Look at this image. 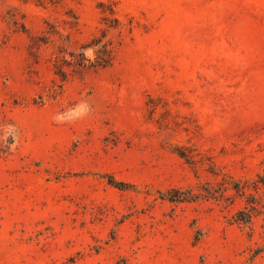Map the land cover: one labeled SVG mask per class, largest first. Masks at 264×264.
<instances>
[{
  "label": "rangeland",
  "instance_id": "rangeland-1",
  "mask_svg": "<svg viewBox=\"0 0 264 264\" xmlns=\"http://www.w3.org/2000/svg\"><path fill=\"white\" fill-rule=\"evenodd\" d=\"M0 264H264V0H0Z\"/></svg>",
  "mask_w": 264,
  "mask_h": 264
},
{
  "label": "trees",
  "instance_id": "trees-1",
  "mask_svg": "<svg viewBox=\"0 0 264 264\" xmlns=\"http://www.w3.org/2000/svg\"><path fill=\"white\" fill-rule=\"evenodd\" d=\"M98 53H99V56H98V64L100 66H106L108 63H109V57H110V54H109V49L107 48L106 45H103L99 50H98ZM86 60L85 58H83V61H81V64L83 65H86L85 61ZM252 184L250 183H245V184H241V183H237V185H235V190L238 192V193H245V191L250 187V185H252L255 189L259 188V184L258 182L256 181H253L251 182ZM209 194L212 193V191H208ZM201 193L199 194H196L194 193L193 191H189L186 196L187 198H197L198 196H200ZM173 198H182L181 194L178 195V196H173ZM254 204V203H253ZM251 205V207L249 209H245V210H242L239 212V215H238V220L239 221H248L251 219L252 217V213L254 211L257 210V207L255 205Z\"/></svg>",
  "mask_w": 264,
  "mask_h": 264
}]
</instances>
